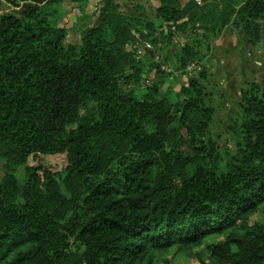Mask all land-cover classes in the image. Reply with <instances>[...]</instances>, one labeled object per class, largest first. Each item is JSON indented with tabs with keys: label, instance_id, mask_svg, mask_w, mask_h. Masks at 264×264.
<instances>
[{
	"label": "trees",
	"instance_id": "trees-1",
	"mask_svg": "<svg viewBox=\"0 0 264 264\" xmlns=\"http://www.w3.org/2000/svg\"><path fill=\"white\" fill-rule=\"evenodd\" d=\"M183 1L153 18L116 0L0 15V264H264V74L222 147L206 62L229 27L261 41L264 0ZM66 3L98 13L79 44ZM138 40L153 46L142 59ZM58 155L61 172L28 165Z\"/></svg>",
	"mask_w": 264,
	"mask_h": 264
},
{
	"label": "rangeland",
	"instance_id": "rangeland-1",
	"mask_svg": "<svg viewBox=\"0 0 264 264\" xmlns=\"http://www.w3.org/2000/svg\"><path fill=\"white\" fill-rule=\"evenodd\" d=\"M15 1L17 4L21 0ZM125 11H132L134 4L141 3L150 18L154 17V10L160 5V0H116ZM185 2L187 0H184ZM183 1V2H184ZM0 15L4 12H16L18 8L10 4L8 1H1ZM16 7V8H15ZM77 8H69L70 20L73 28L70 29L67 44H79L82 37L84 27L89 24L94 25L97 22L98 13L94 8L89 9V13L78 15L75 12ZM204 53L206 49L204 48ZM176 48L171 47L163 51L164 57L173 59ZM207 64L210 66L209 73V88L210 105L214 107L215 117L211 126V132L219 145L224 147L230 134L227 126L232 124V119L238 116V101L240 100L241 88L250 81H260L264 74V30L262 39L259 43L253 46L243 37V33L233 27L227 28L221 38L211 44L207 51ZM171 64V63H170ZM169 84V83H168ZM166 85V87L168 86ZM181 88L180 83H177L176 90ZM233 147L232 142L228 145ZM65 157L58 156H35L31 157L28 165L37 166L39 164L51 167L56 172L63 170ZM25 169L21 168L17 172L18 177L24 179ZM252 222H264V217L261 214L254 215ZM200 252V250L196 249ZM176 254V253H175ZM174 254V255H175ZM168 261V262H166ZM160 264H200L195 257H187L181 253H177L175 257L167 254Z\"/></svg>",
	"mask_w": 264,
	"mask_h": 264
},
{
	"label": "built area",
	"instance_id": "built-area-1",
	"mask_svg": "<svg viewBox=\"0 0 264 264\" xmlns=\"http://www.w3.org/2000/svg\"><path fill=\"white\" fill-rule=\"evenodd\" d=\"M195 1L198 3V5L202 4V0H195ZM75 12L78 15L81 13L79 8L75 9ZM127 48L131 52L135 53V55L138 59H142V57H144L148 51L150 52L153 50V46L150 42L141 41V40H138L137 42H135L131 45H128ZM163 69H165V66L163 67ZM194 69H195V65H193L192 68H190V70H188V74L191 75L192 70H194Z\"/></svg>",
	"mask_w": 264,
	"mask_h": 264
},
{
	"label": "water",
	"instance_id": "water-1",
	"mask_svg": "<svg viewBox=\"0 0 264 264\" xmlns=\"http://www.w3.org/2000/svg\"><path fill=\"white\" fill-rule=\"evenodd\" d=\"M0 1H4V0H0ZM22 1L24 4H17L15 1H11V3L18 8V10H16L15 13L19 14L21 12V10H23L25 8H29L31 6L37 7V8H40V6H41V5L35 4L34 0H22Z\"/></svg>",
	"mask_w": 264,
	"mask_h": 264
},
{
	"label": "crops",
	"instance_id": "crops-1",
	"mask_svg": "<svg viewBox=\"0 0 264 264\" xmlns=\"http://www.w3.org/2000/svg\"><path fill=\"white\" fill-rule=\"evenodd\" d=\"M72 7L74 8V4H72V3H66V4H65V8H66L68 11H70L69 8H72Z\"/></svg>",
	"mask_w": 264,
	"mask_h": 264
},
{
	"label": "flooded vegetation",
	"instance_id": "flooded-vegetation-1",
	"mask_svg": "<svg viewBox=\"0 0 264 264\" xmlns=\"http://www.w3.org/2000/svg\"><path fill=\"white\" fill-rule=\"evenodd\" d=\"M6 1H8L10 4H12V3L10 2V0H6ZM18 4H24V3H23V1L21 0V2L18 3ZM1 5H2V4H1V1H0V7H1ZM12 5H13V4H12ZM15 8H16V7H15ZM21 11H22V10H21Z\"/></svg>",
	"mask_w": 264,
	"mask_h": 264
}]
</instances>
